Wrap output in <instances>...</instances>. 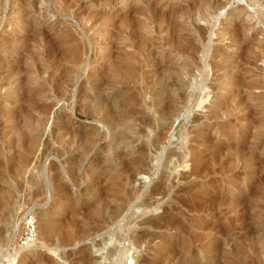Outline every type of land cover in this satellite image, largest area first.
<instances>
[{
	"label": "rangeland",
	"instance_id": "1",
	"mask_svg": "<svg viewBox=\"0 0 264 264\" xmlns=\"http://www.w3.org/2000/svg\"><path fill=\"white\" fill-rule=\"evenodd\" d=\"M178 64L157 148L150 94ZM29 213L55 232L25 264H123L125 242L138 264H264V0H0V256Z\"/></svg>",
	"mask_w": 264,
	"mask_h": 264
},
{
	"label": "bare ground",
	"instance_id": "2",
	"mask_svg": "<svg viewBox=\"0 0 264 264\" xmlns=\"http://www.w3.org/2000/svg\"><path fill=\"white\" fill-rule=\"evenodd\" d=\"M167 28V27H166ZM162 29H164V28H162ZM174 31V30H173ZM166 32V31H165ZM170 34H172V33H170ZM173 35V34H172ZM171 36V35H170ZM169 37V36H168ZM142 38V40H144V42L145 43H147L146 41H145V39L143 38V37H141ZM170 38V37H169ZM141 40V41H142ZM171 40H172V38L170 39V42H171ZM186 41V44H187V47H184V43L185 42H183V47L180 49V53L182 54L183 53V55L184 56H187V57H189V58H192V51H191V53H189V48H190V46H191V41H187V40H185ZM172 42H173V40H172ZM180 42V41H179ZM180 43H182V42H180ZM143 45V44H142ZM181 44H180V46H182ZM194 45V44H193ZM144 46H146L145 44H144ZM186 46V45H185ZM142 47V46H141ZM146 48H147V46H146ZM194 48H196V47H194ZM144 50V49H143ZM192 50H194V49H192ZM176 51V50H175ZM178 51V50H177ZM194 51H196V50H194ZM175 53V52H174ZM191 54V55H190ZM181 56V55H180ZM154 62H155V60H154ZM191 63V62H190ZM177 66V65H176ZM152 67V66H151ZM155 67H157V69H155V71H153L154 72V74H155V80H157L159 77H160V75H162V74H164L163 72H162V70H161V72H160V64H156L155 65ZM165 67V66H164ZM167 69V71L169 72L170 71V69L168 68V67H166ZM176 68V69H175ZM174 69V72L172 73V82H170V81H166L165 80V82L163 81V83L162 84H158L159 82H158V80L156 81V82H158L157 83V89L155 88V89H152V91H151V96L152 97H154V96H156V95H162V94H167L168 95V99L165 101V103L163 104V106H165V108L163 107V109H162V104H161V107H160V109H162V110H159V111H161V112H159L160 113V117H159V123H157V126H158V128L160 129V134H159V137H157L155 140H154V142H153V144H154V146L155 147H159L160 145H161V142H162V139H164V135L166 134V132L168 131V129H169V126L171 125V121L173 120V118H174V116L178 113V111H179V108H180V101L179 100H174V99H172V96H173V93H174V90L177 88V86H179L180 87V85L184 88V86H185V79L184 80H181L180 81V83L179 82H176V80H174V76L175 75H177V77L179 76V75H184L183 77H188V76H190L191 75V67H190V65H188V64H178V66L177 67H175ZM173 69V68H172ZM165 70V69H164ZM112 71H113V75L114 76H116V78L118 77L119 79H121V80H123L124 82L127 80V82L129 83V80L132 78V77H135V76H137V71H138V69L132 64V62H131V60L130 59H123V60H121V61H119V62H117V63H114V65H113V67H112ZM166 71V72H167ZM173 71V70H172ZM165 72V73H166ZM167 72V73H168ZM167 73H166V75H167ZM158 74H160V75H158ZM175 74V75H174ZM169 75H171V74H169ZM170 77V78H171ZM115 78V79H116ZM178 79V78H177ZM180 79V78H179ZM174 80V81H173ZM116 81H117V79H116ZM179 81V80H178ZM120 82V81H119ZM161 83V82H160ZM180 84V85H177V84ZM117 84V83H116ZM148 85V84H147ZM100 86V85H99ZM98 86V87H99ZM120 86H121V84H120ZM124 86V85H123ZM122 86V87H123ZM127 86V85H126ZM149 86V85H148ZM102 87V85L99 87V88H101ZM150 87V86H149ZM152 87V86H151ZM125 88H127V87H125ZM124 88V89H125ZM123 88H122V90H124ZM149 89V88H148ZM149 94V93H148ZM88 100H89V104L90 105H93V103L95 102V101H93V98L91 97H88ZM87 100V101H88ZM95 100V99H94ZM137 101H139V99H138V95H137V92H130L129 94H128V97L125 99V101H124V104L125 105H127V106H131V108L129 109V110H126V111H124L123 112V114L121 115V116H115V114L113 115V111L112 112H106L107 114H103V116L104 117H102V121L104 122V125H108V128L109 129H115V130H119V129H121L122 127H124L125 125H126V123H128L127 121H128V118L133 114V112H135L136 110H135V108H137V107H135L136 106V103H137ZM160 106V105H159ZM112 108V107H111ZM93 109V108H92ZM133 109V110H132ZM92 111V110H91ZM94 111V110H93ZM132 112V113H131ZM93 113V112H92ZM141 119V118H140ZM133 120V119H132ZM141 123V122H140ZM143 124V127L142 128H140V130L142 129V132L144 133L145 132V130H149V131H151L152 130V128H154V123H152L150 120L149 121H146V122H144V123H142ZM154 130V129H153ZM141 132V131H140ZM153 132V131H152ZM90 134H92V133H90ZM90 136V135H89ZM161 137H163V138H161ZM118 139H120V138H118ZM117 139V141H121V140H118ZM112 141H113V139H112ZM116 141V142H117ZM97 142V139H96V135L95 134H93V135H91L88 139H87V143H86V145H85V150H87L91 145H94L95 143ZM126 143V142H125ZM131 143V142H130ZM95 148V147H94ZM115 152V151H114ZM143 152V151H142ZM143 154H145V153H143ZM142 155V154H141ZM145 157V156H144ZM140 158H142V157H140ZM138 159V158H137ZM145 159H147V156H146V158H144L143 160H145ZM133 160H135V159H133ZM136 161V160H135ZM147 161V160H146ZM143 162V163H142ZM140 164H138L137 163V165L135 166V168H136V171H139V170H143V167L145 168V166H147V164L145 165V163H144V161H142ZM142 164V166H140ZM197 168V167H196ZM145 169H147V168H145ZM145 169H144V171H145ZM132 170V169H131ZM135 170V169H134ZM196 170V169H195ZM132 173H134L133 171H132ZM139 173H142L141 171H139ZM146 173V172H145ZM135 174H137V172H135ZM119 188H118V191H119V193H121V189H122V186L121 185H119L118 186ZM31 213V212H30ZM29 213V214H30ZM28 215V214H27ZM27 215H25L24 217H23V219H22V222H21V225H23V222H24V220H25V218H26V216ZM42 220H41V222L39 223V225H38V236H37V239H36V242H35V244H34V246H33V248H31L27 253H25L22 257H21V261H20V264H25L26 263V259L28 258V257H31L33 254H34V252L35 251H37V250H39V249H41V247L43 246L42 245V243H41V237L42 236H44V237H50L54 232H55V226H54V224H52V222L49 220V218L48 217H46L45 215H43L42 217ZM59 224V223H58ZM57 224V225H58ZM69 228H70V226H69ZM69 232V231H68ZM114 233V232H113ZM114 237V236H113ZM15 238V236H13V239ZM43 238V237H42ZM13 239H11V240H13ZM117 239V238H116ZM111 240H113L112 238H111ZM114 240H115V238H114ZM113 240V241H114ZM10 250V247L6 250V252H8ZM112 252V251H111Z\"/></svg>",
	"mask_w": 264,
	"mask_h": 264
},
{
	"label": "built area",
	"instance_id": "3",
	"mask_svg": "<svg viewBox=\"0 0 264 264\" xmlns=\"http://www.w3.org/2000/svg\"><path fill=\"white\" fill-rule=\"evenodd\" d=\"M38 236V221L37 218L29 214L26 216L22 229L14 244L10 246L8 252L0 256V264H20L21 257L33 248ZM123 264H138L139 252L131 245L130 242L122 244Z\"/></svg>",
	"mask_w": 264,
	"mask_h": 264
}]
</instances>
